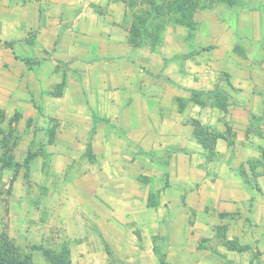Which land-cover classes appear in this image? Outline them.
Returning <instances> with one entry per match:
<instances>
[{
    "label": "crops",
    "instance_id": "obj_1",
    "mask_svg": "<svg viewBox=\"0 0 264 264\" xmlns=\"http://www.w3.org/2000/svg\"><path fill=\"white\" fill-rule=\"evenodd\" d=\"M236 4L209 9L205 40L158 43L129 40L119 0H0V111L31 119L19 140L50 160V222L75 225L79 264L104 244L264 264V0Z\"/></svg>",
    "mask_w": 264,
    "mask_h": 264
},
{
    "label": "rangeland",
    "instance_id": "obj_2",
    "mask_svg": "<svg viewBox=\"0 0 264 264\" xmlns=\"http://www.w3.org/2000/svg\"><path fill=\"white\" fill-rule=\"evenodd\" d=\"M119 1L127 8L129 40L158 43L192 42L193 37L197 35L202 41L206 35V28L202 25L207 22L209 9L240 3V0H191L189 3L187 0ZM198 24L201 29H198ZM18 116L14 111L10 117H5L4 112L0 111V235L2 232L6 233L12 243L30 255L43 248L39 257L44 263L66 264L68 260H74L79 264V258H83V254L79 252L80 249L74 247L79 242L66 237L68 232L76 230L75 225L70 224L65 228L50 222L53 216L49 215L53 203V192L51 193V185L48 184L53 183L49 170L50 160H37L33 152L26 149L27 141L24 142L23 138H26L28 130L31 129V119L21 125V121L17 122ZM48 128H35L33 136L46 137V132L51 131ZM30 136L29 132L27 139ZM19 139L24 141L20 142ZM40 150L42 151V147ZM153 213L158 214L155 209ZM66 215H73L71 207L67 209ZM125 230L127 229L124 227L123 231ZM39 235L44 237L43 241L45 238L47 240L41 241ZM139 235V230H136V237L140 238ZM157 241L155 240V243ZM103 247V251L100 248V252L92 251L94 261L105 264L148 262L134 261L132 256L129 258L126 255H115L107 244ZM74 250L77 252H72ZM157 254L153 256V264H176L174 253L170 257L164 254L160 263ZM35 260L37 257L33 258L32 264H35Z\"/></svg>",
    "mask_w": 264,
    "mask_h": 264
},
{
    "label": "trees",
    "instance_id": "obj_3",
    "mask_svg": "<svg viewBox=\"0 0 264 264\" xmlns=\"http://www.w3.org/2000/svg\"><path fill=\"white\" fill-rule=\"evenodd\" d=\"M191 0H187L189 3ZM134 39V37H133ZM134 42V40H131ZM186 55H180L177 58L185 57ZM167 61H165V64ZM198 126V125H197ZM52 133H50L51 135ZM203 132L199 129H195L196 138L202 143L203 146H207L209 141H205L202 137ZM209 137L216 138L217 135L208 133ZM49 135V137H50ZM31 255L23 252L18 246H16L8 238L7 234L2 232L0 235V264H32Z\"/></svg>",
    "mask_w": 264,
    "mask_h": 264
}]
</instances>
